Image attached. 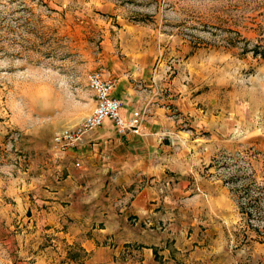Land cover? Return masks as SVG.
Segmentation results:
<instances>
[{
    "label": "rangeland",
    "instance_id": "374dc122",
    "mask_svg": "<svg viewBox=\"0 0 264 264\" xmlns=\"http://www.w3.org/2000/svg\"><path fill=\"white\" fill-rule=\"evenodd\" d=\"M105 45L171 121L157 180L53 145ZM0 264H264V0H0Z\"/></svg>",
    "mask_w": 264,
    "mask_h": 264
},
{
    "label": "crops",
    "instance_id": "0c3cea01",
    "mask_svg": "<svg viewBox=\"0 0 264 264\" xmlns=\"http://www.w3.org/2000/svg\"><path fill=\"white\" fill-rule=\"evenodd\" d=\"M100 67L103 77L114 80L111 95L122 101V116L129 117L133 112L145 109L150 115L144 120L142 131H128L123 135L117 132L111 121L105 120L102 126L86 133L72 153L82 164L103 162L107 171H115L119 176L140 170L147 179L161 178V139L171 124L166 111L154 104L151 94L138 88L139 77L128 71L120 61L109 58V45L103 49ZM91 105L93 108L94 100ZM92 152L94 155H89ZM142 204V201L138 203Z\"/></svg>",
    "mask_w": 264,
    "mask_h": 264
},
{
    "label": "built area",
    "instance_id": "2783aa9c",
    "mask_svg": "<svg viewBox=\"0 0 264 264\" xmlns=\"http://www.w3.org/2000/svg\"><path fill=\"white\" fill-rule=\"evenodd\" d=\"M87 84L93 93L94 107L74 127H61L55 132L52 142L60 152L76 148L86 133L102 126L105 120L111 121L121 135L143 130L144 111L133 112L129 117L121 115L122 101L111 95L113 79L103 77L100 70H93L88 74ZM74 164L79 166L78 161Z\"/></svg>",
    "mask_w": 264,
    "mask_h": 264
}]
</instances>
